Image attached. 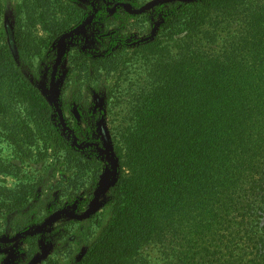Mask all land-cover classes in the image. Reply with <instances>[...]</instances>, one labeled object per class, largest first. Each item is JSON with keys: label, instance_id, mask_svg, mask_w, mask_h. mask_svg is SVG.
I'll return each mask as SVG.
<instances>
[{"label": "trees", "instance_id": "obj_1", "mask_svg": "<svg viewBox=\"0 0 264 264\" xmlns=\"http://www.w3.org/2000/svg\"><path fill=\"white\" fill-rule=\"evenodd\" d=\"M92 1L18 6L28 67L90 18L94 49L67 53L59 111L1 36L0 236L87 210L109 164L105 124L85 115L101 110V85L117 160L109 220L79 261L41 264H264V0ZM40 237H22L28 259Z\"/></svg>", "mask_w": 264, "mask_h": 264}, {"label": "rangeland", "instance_id": "obj_2", "mask_svg": "<svg viewBox=\"0 0 264 264\" xmlns=\"http://www.w3.org/2000/svg\"><path fill=\"white\" fill-rule=\"evenodd\" d=\"M21 1L22 0H4L5 13L0 20V39L2 38L1 36L5 37L13 54L18 62L21 63L23 71L31 82L40 89L51 104L59 106L60 86L70 70L67 64V53L73 48L86 49L88 51H93L94 49L92 43L93 35L88 29L90 18L81 26L63 34L57 39L50 50L46 51L42 57L35 60L32 67H28L21 62L14 40V27L19 17L18 6ZM72 1H81L85 3L84 0ZM99 1L100 0L92 1L93 9L96 8ZM162 1L168 0H153L145 9L152 8L156 3ZM64 48V55L59 64L55 80L53 81V71L57 58ZM99 87L100 91L97 92L98 94L96 95L101 98L97 105L101 106L100 111H102L108 104L107 97L109 92L106 86L100 85ZM91 96L90 99H85L84 104L81 103L84 109H87V112L93 106H96L93 94H91ZM100 111L91 110V113L84 114L91 119L94 117L95 123H99V126L105 124L104 129L110 139L109 127L107 125L109 116L107 113H101ZM60 121L63 125L64 134L76 143L77 139L73 131L65 125L62 116H60ZM101 139L102 144H96V147L109 164L104 174L101 176L94 198L90 202L87 210L82 213H76L74 212V208L71 207L56 212L49 216L42 224L29 228L25 233L16 236L14 239H10L7 234H3L0 236V264H41L48 257L55 255L66 262L71 260L79 261L82 258L87 250L89 242L109 220V213L103 214L102 212L109 198V187L115 184L117 178L115 169L117 160L112 146H105L103 138ZM5 152L7 153L6 148L2 151L0 150V154H4ZM88 211H91V214L86 216ZM94 213H100L101 220L99 223H96V220L84 222V220L88 219ZM34 234L41 235L38 241L39 246L34 258L28 259L24 252L26 243L21 239L24 235ZM69 251L73 252L72 256L69 255Z\"/></svg>", "mask_w": 264, "mask_h": 264}, {"label": "water", "instance_id": "obj_3", "mask_svg": "<svg viewBox=\"0 0 264 264\" xmlns=\"http://www.w3.org/2000/svg\"><path fill=\"white\" fill-rule=\"evenodd\" d=\"M64 51H65V48L62 50V52L59 54V56L57 58V62H56V65H55V68H54V71H53V81L55 80V77H56V73H57L59 64H60V62H61V60L63 58V55H64ZM54 106L59 111V106L58 105H54ZM102 138H103V141H104V145L105 146L111 145V143L109 141V138H108L105 130H102ZM90 214H91V211H88L86 213V216H89Z\"/></svg>", "mask_w": 264, "mask_h": 264}]
</instances>
